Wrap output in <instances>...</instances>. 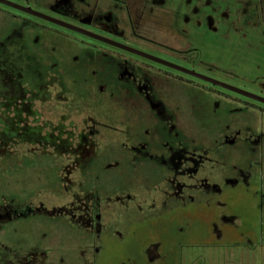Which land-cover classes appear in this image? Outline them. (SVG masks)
Here are the masks:
<instances>
[{
    "label": "flooded vegetation",
    "instance_id": "1",
    "mask_svg": "<svg viewBox=\"0 0 264 264\" xmlns=\"http://www.w3.org/2000/svg\"><path fill=\"white\" fill-rule=\"evenodd\" d=\"M10 1L46 14L28 3ZM0 9L6 13L0 15V120H6L0 131V170L8 158L19 166H51L56 168L58 184L57 188L51 186L52 191L70 188L71 193V201L58 207L57 213L56 210L48 212L40 196L21 200L10 190L0 194V264H98L100 238L108 235L115 223L124 222L125 211L143 208V203L132 204L135 198L130 187L108 191L103 187L113 182L117 177L114 175L162 169L152 184L142 181V185L157 187L163 181L166 198L161 202L173 198L184 202L190 193L186 195L189 184L196 185L200 180L207 183L206 178L192 179L210 149L215 152L211 150L210 155L228 163L227 155L232 151L247 152L246 140H251L252 149L256 146L251 156L257 155L259 159L263 152L264 140L254 143L255 138H245L247 128L234 125L236 120H226L224 125L219 122L217 128L218 124L213 123L215 129L201 127L188 131V125L193 123L186 120V113L191 116L195 111L193 107L190 108L193 112L181 111L186 88L182 96H172L175 91L170 88L189 87L186 76L204 80L122 46L185 67L182 64L85 26L82 28L122 46L2 2ZM57 40L63 46L56 47ZM190 87L193 86L190 84ZM121 88L130 90V95L137 99L134 112H127L123 102L117 100L115 93H120ZM61 98L66 101H60ZM49 102L55 111L59 110L56 121L45 113ZM73 106L93 109L109 120L121 122L123 135L131 145L98 146L95 137L100 128L97 126H103L98 115L87 114L80 124L75 123L71 119ZM143 114L147 117L143 118ZM189 120L199 123L194 117ZM33 125L42 126L37 134L29 129ZM205 133L215 141H207ZM64 141L67 143L63 144ZM205 141L208 147L202 151ZM19 146L23 149L19 151L21 154L15 151ZM108 147H118V153L106 156ZM119 153L123 155L121 159L117 158ZM67 157H71L68 158L71 167L63 163ZM261 158L264 169V153ZM231 166L241 176L245 173V164L235 162ZM75 168L81 171V180L74 183L66 179L65 173ZM104 175H109L108 180ZM186 178L193 182L188 184ZM110 204H122L125 208L119 207L118 213L110 216Z\"/></svg>",
    "mask_w": 264,
    "mask_h": 264
},
{
    "label": "rangeland",
    "instance_id": "2",
    "mask_svg": "<svg viewBox=\"0 0 264 264\" xmlns=\"http://www.w3.org/2000/svg\"><path fill=\"white\" fill-rule=\"evenodd\" d=\"M14 1L28 3L81 28L85 26L110 34L129 45L264 97V0ZM2 11L0 9V15H5ZM60 45L61 40H57L55 46ZM141 64L147 66L144 62ZM186 81L189 87L174 85L170 90L175 91L172 96H182L186 88V101L181 103V111L193 112L191 107L195 111L191 116L186 113V120L193 123L188 125V131L201 127L213 129V123L224 125L226 120H236L234 125L247 128L245 138H255L254 143L264 140L263 103L188 76ZM128 92L121 88L115 95L127 112H134L137 99L130 95V90ZM60 101L66 100L61 98ZM47 104L50 107L45 113L56 121L59 110H54L52 102ZM77 107L73 106L71 113L75 123L80 124L87 114L98 115L103 123V126H97L100 128L95 137L98 146L131 145L123 135L121 122L109 120L99 111L98 114L96 110ZM146 117L143 114V118ZM190 117L197 118L199 123L189 120ZM5 121L0 120V131ZM38 123L42 124L41 121ZM30 127V131L37 134L42 126ZM205 134L207 141H215ZM207 141L202 151L208 147ZM48 142L55 146L52 141ZM246 143L245 154L234 150L227 155L229 163L210 155L211 150L214 152L211 146L203 158L205 162L200 163L203 170H197L192 179L206 178L207 183L200 180L196 185L189 184L193 181L186 178L189 184L186 195L190 193L184 202L176 198L161 202L166 198L163 181L157 187L142 185V181L152 184L162 169L114 175L117 177L113 182L103 187L107 191L130 187L135 198L132 204L143 203V208L125 211L124 222L121 225L115 223L114 229L100 238L96 254L98 264H264V169L261 165L264 150L258 159L257 155L251 156L256 152V146L252 149L251 140ZM16 148L17 154H21L22 147ZM118 150V147H108L105 154H117ZM122 157L120 153L117 156L118 159ZM68 158L71 157L63 163L71 167ZM235 162L246 165L243 176L231 166ZM4 164L0 170V194L10 190L21 200L40 196L47 211L56 210V213L58 207L71 201L70 188L52 191V187H58L56 168L38 164L19 166L11 158ZM72 170L65 173L66 179L74 183L80 181L81 171L78 168ZM108 176L103 178L108 180ZM109 206V215L113 216L124 205Z\"/></svg>",
    "mask_w": 264,
    "mask_h": 264
},
{
    "label": "water",
    "instance_id": "3",
    "mask_svg": "<svg viewBox=\"0 0 264 264\" xmlns=\"http://www.w3.org/2000/svg\"><path fill=\"white\" fill-rule=\"evenodd\" d=\"M0 2H2V3H4V4H7V5H11V6H13V7H17V8H20V9L26 10V11H30V12H32V13H36V14L40 15L41 17H44L45 19L55 21L56 23H58V24H60V25H63V26H65V27H67V28H70V29L76 30V31H78V32L85 33V34H87V35H91V36L97 37V38L102 39V40L111 41V40H108L107 38H105V37H103V36H100V35L94 34V33L90 32V31H88V30H86V29H83V28L77 27V26L72 25V24H70V23H67V22H65V21H62V20L56 19V18H54V17H50V16H48V15H46V14H43V13H40V12H37V11L31 9L30 7H24V6L20 5V4H17V3H15V2H12V1H10V0H0ZM111 42L114 43V44H116V45L122 46V45H120L119 43H116V42H114V41H111ZM122 47H124V48H126V49H129V50H131V51H134V52H136V53H138V54H140V55H142V56H144V57H147V58H150V59H154V60H156V61H160V62H162V63H165V64H167V65H170V66H172V67H174V68L180 69V70L186 72L187 74H190V75L195 76V77H197V78H200V79H202V80H204V81H207V82L211 83L212 85H216V86L222 87V88H224V89L230 90V91L235 92V93H237V94H239V95H242V96L248 97V98H250V99H253V100H255V101H258V102L264 104V97H262V96H259V95H257V94H254V93L248 92V91L243 90V89H241V88H239V87L232 86V85L227 84V83H224V82H222V81L216 80V79H214V78H211V77H209V76H206V75H204V74H201V73H199V72H196V71L193 70V69H188V68L182 67V66H180V65H177V64L171 63V62H169V61H166V60H163V59H160V58L154 57V56H152V55H150V54H148V53H146V52H144V51L137 50V49H133V48H130V47H128V46H122Z\"/></svg>",
    "mask_w": 264,
    "mask_h": 264
}]
</instances>
